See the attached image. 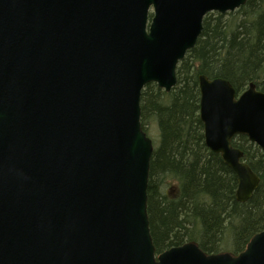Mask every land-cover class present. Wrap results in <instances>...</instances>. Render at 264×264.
I'll return each instance as SVG.
<instances>
[{
    "label": "water",
    "instance_id": "95a60500",
    "mask_svg": "<svg viewBox=\"0 0 264 264\" xmlns=\"http://www.w3.org/2000/svg\"><path fill=\"white\" fill-rule=\"evenodd\" d=\"M246 1L0 0V264H264V229L236 255L156 253L140 122L142 89L176 85L204 16ZM197 81L204 144L246 202L260 177L232 139L257 145L264 171V92Z\"/></svg>",
    "mask_w": 264,
    "mask_h": 264
},
{
    "label": "trees",
    "instance_id": "16d2710c",
    "mask_svg": "<svg viewBox=\"0 0 264 264\" xmlns=\"http://www.w3.org/2000/svg\"><path fill=\"white\" fill-rule=\"evenodd\" d=\"M200 74L227 79L237 93L249 83L264 92V0H247L224 14L208 13L196 44L177 65L176 85L166 92L148 83L140 96L143 130L152 121L159 133L147 184L156 252L193 241L207 254L236 255L264 229L263 154L246 136L233 138V146L260 177L251 198L238 202L235 173L204 144Z\"/></svg>",
    "mask_w": 264,
    "mask_h": 264
},
{
    "label": "rangeland",
    "instance_id": "374dc122",
    "mask_svg": "<svg viewBox=\"0 0 264 264\" xmlns=\"http://www.w3.org/2000/svg\"><path fill=\"white\" fill-rule=\"evenodd\" d=\"M146 127V133L147 135L152 139L154 146L157 144L158 142V129L157 126L155 125L154 122H149L148 124L145 125Z\"/></svg>",
    "mask_w": 264,
    "mask_h": 264
},
{
    "label": "bare ground",
    "instance_id": "6f19581e",
    "mask_svg": "<svg viewBox=\"0 0 264 264\" xmlns=\"http://www.w3.org/2000/svg\"><path fill=\"white\" fill-rule=\"evenodd\" d=\"M248 243V242H247ZM221 252H225V251H221ZM228 252V251H227ZM217 253H219V252H217ZM234 255V254H233Z\"/></svg>",
    "mask_w": 264,
    "mask_h": 264
}]
</instances>
